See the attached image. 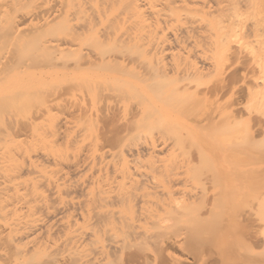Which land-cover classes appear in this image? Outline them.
<instances>
[{
    "label": "bare ground",
    "instance_id": "6f19581e",
    "mask_svg": "<svg viewBox=\"0 0 264 264\" xmlns=\"http://www.w3.org/2000/svg\"><path fill=\"white\" fill-rule=\"evenodd\" d=\"M246 4L243 2L244 6ZM42 7L43 9L40 7L36 11L24 14L21 18L16 16L9 25L13 35L24 39L22 38L24 35L30 38L29 35L32 34L31 38H33L35 35L48 33L54 28L61 27L72 32L71 35L48 38L46 40L47 47L61 44L70 46L68 44H72L75 37H82L99 27L100 34L97 36L101 44H114L115 47L112 46V49L109 50L111 52H103L104 54L96 52L93 47L86 49V52L82 50L85 53L81 51L83 54L80 53V57L75 58V62L77 61L75 66L84 68L85 64H88L86 66L91 69L90 79L94 84L100 83L101 80H107L108 84L112 82L118 85L113 91L108 90L107 94L100 91L101 98L113 96V99L106 104L111 107L110 103L113 102L117 107L123 108L126 114L129 109L133 110L131 114L135 113V116L132 114L135 118L137 114H140V118H137L138 123H135L136 120L133 118V124L130 121V123L127 122L128 124L115 122L116 125H114L113 119L118 116L117 112H114L115 116H110L109 112V116L106 118L107 114L102 117L98 108L94 110L96 102L93 98L99 91L92 94L94 97L91 98L92 103H89L86 100L90 101L91 99L82 96L85 94H82V98H80L76 96V93L72 94L67 91L68 87L57 88L56 86V89L44 93L41 97L38 96L39 99L41 98L40 101L42 100V105L37 106L35 112L24 123L14 121L9 123L10 125L8 124L5 132L0 130V135L4 133L3 135L10 136V138L0 136L3 138H0V264H113L115 262L138 264L141 254L138 257L137 251L128 253L125 251L130 246L134 247L139 240L143 241L144 238L155 236L150 231V224L156 221V215L160 208L157 205L160 203L157 201L155 204L158 199H155L158 197L156 195L159 193H155L157 188L154 191L152 189L157 187L158 179L154 170L151 172L150 169L156 168L153 158L156 159L157 153L161 152L164 147L167 149V141L161 140L159 138L161 136L155 137L151 133L149 137L138 138L139 122L143 121V124L146 122L151 125L155 120L159 121L156 119L157 113H160L163 118L166 117L173 103L171 95L175 87L184 88L185 91L197 95L202 93L201 102L211 96L215 97L214 99L220 97L231 86L236 87L234 84L239 79L247 77L245 71L239 72L240 70L237 68L233 69V72L231 70L222 72L216 82L210 85L206 84L204 89L201 88L200 82H197L195 87L191 85L192 75L195 74L199 77V75L212 71L211 69L217 65L214 56L208 55L209 51H217L224 47L225 54L231 55V49H233L231 38H229L231 32H227L229 31L227 29L233 21H226L227 8L219 0H45ZM246 10L249 11V9ZM24 21H28L26 25L22 24ZM223 22L224 24H222ZM249 29L248 22L245 21L243 31L246 37L250 34ZM223 30H226L227 33ZM181 42L189 44H187V51L194 48V52L189 51L188 54H195V62L191 63L193 57L190 60L189 56L192 55L187 54L188 60L191 61V64H188L189 68L182 65V61L178 60L179 56L176 57L177 60L173 59V62L169 60L171 57L168 58V53H170L167 50L168 47L173 49V45L177 44L174 46L175 50L176 47L182 45ZM117 43H121L125 48L122 45L123 48L116 46ZM184 44L183 46H185ZM191 45L193 48L190 47ZM195 45L199 48L195 49ZM117 47L118 50H115ZM66 48L68 49V47ZM150 48L151 50H149ZM181 48L184 47L181 46ZM224 48L222 49L224 50ZM65 49L62 48V51H66ZM186 49L183 50L186 51ZM205 49H209V51L207 50V52ZM236 50L235 52L238 53V48ZM149 53H151L152 59L148 57ZM65 54L63 53L61 56L62 59L67 57L68 54ZM172 54L176 56L174 52L170 55ZM179 54L181 55V53ZM173 55L172 57H174ZM83 63L84 66H82ZM238 63L244 67L248 66L245 60L243 62L239 60ZM190 65L192 66L190 67ZM182 66L184 67L181 68ZM186 68L190 69L189 72L188 69L186 71ZM185 71L188 74L185 73L182 76ZM186 75L188 77L190 75V78ZM44 79L33 76L15 77L7 83L4 90L0 91V100L17 103L29 98L38 90L43 81H47ZM85 80L81 79L80 82L81 85H85L84 87L90 83L88 78L87 83ZM170 80L176 82L173 89L169 84ZM83 81H85L84 84ZM94 84L90 89L95 91L98 88ZM90 86L88 84L87 87ZM247 89L255 93L258 91ZM236 92L239 93V91ZM236 92L230 93L228 98L232 103ZM86 96L88 97V94ZM225 103L223 105L227 107L228 105ZM108 111L113 113L114 110ZM234 111L232 108L225 110L224 120L230 121L231 117L235 115ZM126 114L122 118V120L125 119V122L128 116ZM84 117L86 121L83 125L81 123L84 121ZM37 118H41L42 122H39ZM118 118L116 117L117 121ZM44 119H48V121ZM101 119L103 123L106 122L103 126L100 125ZM80 121L82 122L80 123ZM87 121L88 123H86ZM128 126L131 129L138 127L135 128L138 132L135 133L134 129V131L128 129ZM129 130L135 133L134 137V133H130ZM258 130L260 131V129ZM253 144L251 146H254ZM155 152L156 156L154 157ZM161 154L163 153L158 155ZM146 155L148 156L145 160H149L144 161L145 164H148L149 169L146 165V167L141 165L142 168L148 169L143 170L140 167V160L142 158L141 164H144L143 157ZM247 159L249 158L247 157ZM244 160L246 161L243 158L242 161ZM178 166L180 167V165ZM174 174L176 176V173ZM231 178L228 180L232 181ZM172 179L173 182L176 180L171 177ZM173 182L171 181V183ZM243 182L250 184L252 182L251 174L246 175ZM259 182L260 185L261 183L264 185V175L259 179ZM235 183L234 179V185ZM167 184V187L171 186L170 183L167 182ZM229 184L232 187V183ZM157 185L159 184L157 183ZM171 188L169 189L171 190ZM168 191L166 190V192ZM163 209L168 211L165 206ZM168 209L170 208L168 207ZM160 210H162V206ZM196 210H200V208ZM179 212L182 214H175L177 216L175 218L182 219L181 216L187 214H183L181 210ZM199 214L201 213L199 212ZM160 217L162 216L160 215ZM199 217L195 218L198 220ZM170 219H172L171 216L163 218L164 221L161 219V222L166 221L167 223ZM233 221L236 220L233 219ZM219 224L223 225V221ZM237 224H240V220ZM241 224V231L246 235L251 234H248L250 236L248 238L251 240H247L245 234L242 236V233L237 232L242 236L240 242L244 245L248 244L250 247L253 244H264L260 237L253 236L250 219L249 221L241 220ZM222 225L218 227L221 228ZM219 230L221 231V229ZM195 232L199 233V231ZM234 233L236 232L234 231ZM197 234L194 236L196 237ZM200 234L202 233H199L198 237ZM240 236L236 238H240ZM226 237L224 239L229 240V236ZM206 239L208 240V238ZM236 240L240 243L239 239ZM169 244L171 243H168V246H170ZM236 246L231 247L232 250L234 249L231 253L221 252L216 253V256H212L214 255L212 254L208 257H199L200 254L203 255L200 251L199 254L197 253L198 258L208 260L211 264H264V259L243 255ZM135 247L139 249L137 245ZM168 252L170 259L161 257L155 264H185L181 261L182 258L174 255L175 253ZM163 257L166 256L163 255ZM148 258H144V263L154 264L156 257H152L154 258L152 263L149 260L151 257ZM201 264L203 263L201 262Z\"/></svg>",
    "mask_w": 264,
    "mask_h": 264
},
{
    "label": "rangeland",
    "instance_id": "374dc122",
    "mask_svg": "<svg viewBox=\"0 0 264 264\" xmlns=\"http://www.w3.org/2000/svg\"><path fill=\"white\" fill-rule=\"evenodd\" d=\"M44 1L45 0H0V91L4 90L8 85L7 83L10 80L14 79L15 77L33 76V77H39L41 79L44 78L47 79V81L44 79L45 81H43L39 85L40 87L38 88V90H36V92H34L32 96L29 98H26L17 103H11L7 100H3V101L0 100L1 132H5L6 131L5 129L11 124V122L13 123L14 121L15 122L17 121L24 123L27 120V118H29L30 115H32L35 112L34 110H36V108H38L39 105L40 106L42 105L41 104L42 100L40 101L41 98L39 99L38 96L41 97L44 93L56 89L55 88L56 86L57 88L63 86L68 87V90L67 88H65L67 91L72 92V94L76 93V96L80 98H82L81 97L82 94H85L82 96H85L86 99L88 98L89 100L95 96L93 98L95 99L96 102V108L94 110H97L98 108V111L102 114V117H104V115L107 114L106 118H108L107 116L109 115L115 116L114 112L118 113V116L116 117L117 118L120 117V118H118L117 121L116 117H114L113 119L114 125H116L115 122L117 124L119 123L126 124L127 122L130 123V121H132L131 124H133L134 122L132 120L133 118L134 120H136L135 123H138L137 118H140L139 116L140 114L137 113L140 112L136 113L138 117L136 115L135 118L134 117L135 113H132L134 114L133 116L131 114L133 110L130 111L129 109L127 116V114L125 113L126 111L119 106L117 107L113 102L110 103V105L112 104L111 107L108 104H106L109 103L108 102L109 100L113 99V96L107 98L105 97L101 98L102 97L100 95L101 93L107 94L106 92H108V90L113 91L114 89L117 88L118 85H115V83L112 82H109L108 84L107 80L105 81L101 80L102 82H104L103 85L101 81L100 83L96 82L94 84L93 81H91L90 79L91 69H89V67L86 66L88 64H85L84 66L83 63L82 66H84V68H78L75 66L77 63V61L75 62V58L85 53L88 49L92 47L98 53L99 52L107 53V51L108 53L111 52L109 50L110 48L112 49V46H114V44L111 45L101 44V42L98 39V36L100 34V30H98L99 27H96L94 30H92L93 32L90 31L85 35H82V37H78V38L75 37V39L73 40L74 42H72V44H68L70 46H66V44L64 45L61 44L62 46L51 45L50 47H47L46 40L48 38L49 39L56 38L58 36H62L66 34L71 35L70 33L72 32L70 31L68 32L67 30L62 29L61 27L54 28L55 30L52 29L48 33L35 35L34 37L32 36L33 38H31L32 34L29 35L30 38L24 35V37H22L24 39H20L21 37L17 38L13 35V32L9 28L10 22H12L16 16L21 18L23 17L24 14L32 11H36L40 7L43 9L42 5H44ZM219 1L227 8L226 13H228V15L226 21H230V22L233 21L231 24L227 23L229 24L228 25L229 28L227 29L229 31L227 32H231V34H229L230 37L229 36L228 37L231 38V44L233 46V49H231L232 53L231 55L228 54L230 56H227V54H225L224 52L225 51L224 47L218 49L219 51L218 50L209 51V49H205L206 51L207 50L209 51V52L207 51L208 55L214 56V58L216 59L217 67L214 66L215 69L213 68L211 69L212 71L199 75V77L196 76L195 74H194L195 77L194 75H192L193 77L191 76V81L193 82L191 85L192 87H195L196 83L200 82L199 84L201 88L204 89L206 87V84L210 85L213 82H216L219 76L222 75V72L224 71L229 72L230 70L233 72L237 68H239L238 69L240 70L239 72L245 71L247 73V77L245 79L244 78L239 79L238 82L234 84L236 85L237 88L231 86V88L226 93H223V95H221L220 97L214 99L215 97L211 96L209 99L201 100V102L200 99L203 95L202 93L197 95L195 93H191L190 91H185L184 88L181 89V87L174 88V86H176V82L174 81L175 79L172 81L170 80L169 84L172 85L171 88L172 89L174 88L173 89L174 91L171 95L173 103L172 106L169 108V112H168L169 114L163 118V116L160 113L156 112L157 113L156 119L159 121L155 120L154 123L151 124L153 126L148 125L150 123L146 124V122L144 123L145 124L144 125L142 123L143 121L139 122L140 123L139 128L135 127L136 125L134 124L135 125L134 127L138 128L139 132L135 128H133L135 131L131 129L133 125L132 126L129 125L131 127L128 126V129H131L135 133L138 132L137 135L139 137L136 135L138 138L142 139L146 136L149 137L150 134L152 133L153 136L155 137L161 136L159 137L161 140L167 141V149H165V147L163 148L164 150L160 149L163 154L158 155L159 153H161L159 152L157 153L156 156V152H155L154 157L156 156V159L155 158L153 159L156 162L153 160L154 161L153 164H156L155 165L156 168L154 169L153 166L152 167L153 169H150L151 172H153L154 170V174H156V177L158 179V180L156 179L157 181L155 180L157 187L153 188L152 190L154 191L157 188L155 193L158 192L159 194L156 193L158 194L156 195L158 197L155 198V196L153 195L154 196L153 198L155 199L158 198L155 201V204L157 201L160 203L159 205H157L160 208L158 207L159 209L156 215L157 216L155 219L156 221L150 224L151 226L150 231H152L153 234H155V236L153 238H149V237L144 238L143 241L141 239V241L139 240L138 243L134 245V247L130 246L128 247V249H126L127 251H125L127 253L131 251H137L138 257L141 254L140 259L138 258L140 260L139 262H137L138 264H141L142 262L143 264H145L144 258H148L149 255H150L149 258L156 257L155 259L157 261L156 260L154 261L153 260L154 258L152 259L148 258L151 263L152 261H154L153 262L154 264L156 262L158 263L161 257L170 259L171 257L169 256L168 251H170V253L172 252V254L175 253L174 254L175 256L182 258L181 261L185 264H191L192 262H193L192 264H201V262L203 264H211L208 260H203V258L201 259L198 258V254L200 251H202L203 255L200 254L199 257L200 256L208 257L211 256L212 254H214L212 256H216L221 252L231 253L232 251H234V249L232 250L231 247H234L235 245H237L236 247L239 249L237 250L242 252L243 255L247 254V255H252L257 259H264L263 243L262 245L253 244L252 246L253 248H252L250 247V245L248 244L244 245V243L240 242L242 236H244L243 234H245L244 232L241 231V226H242L241 220L244 219L248 221L250 219V223L252 226L251 232H253V236L255 235L258 238L260 237V239L264 241V205H262L264 204V198H263L264 185L262 183L260 185L259 182V179L264 175V100H263L264 98V0H246V1L219 0ZM243 2H246L247 4L244 6ZM248 5L249 7H247ZM245 7L246 9H249V11L246 10ZM242 12L244 13V15ZM245 13L247 14V17ZM245 21L248 22V25L250 27L249 29L250 34L247 37L245 36V32L243 31V25ZM27 22L24 21L22 24L26 25ZM222 24H224V22ZM26 31L28 32V30ZM223 31L227 33L226 30ZM181 43H182L181 46L186 49L188 43L185 42H184L185 44L183 42ZM183 44L186 47L183 46ZM117 45L121 47L122 44L117 43L116 46ZM175 45L177 46V44H174L172 47L173 49H170L169 47L167 49L170 52L168 53L169 55L173 52L176 55L174 56L172 54L175 58L172 57V55L170 56L168 55V58L171 57V59L169 58V60L173 62V59L177 60L176 57L179 56L180 59L178 57V60L180 62L182 61L181 62L182 65L184 64V66L186 65V67L189 68L188 64L191 62L190 60L192 59V57L193 60L191 63H193V61L195 62L196 60V58H194L195 54L192 53L188 54L189 51L194 52V48L192 47L193 45L190 46L193 48V50H191L190 48L189 51H187V49L186 51H184L183 50L184 48H181V46L180 47L178 46L179 49L178 47H176V49L174 50ZM64 46L68 47V49ZM120 47L119 49L123 48ZM194 47L196 49V47L198 46L195 45ZM62 48L63 49L66 48L65 49L66 51L64 50L62 51ZM218 48H220V46H218ZM222 48H224V50ZM236 48H238L240 52L238 51V53H236L237 52ZM82 50L85 52H83ZM115 50H118V47L115 48ZM149 50H151V48ZM81 51L83 53H81ZM177 52L181 53V55ZM63 53L68 54V55L65 54L67 57L65 58L63 57L64 59L61 58ZM151 53H149L150 56L148 54L149 58L152 57ZM233 53L235 54L232 55ZM187 54L192 55L189 56L191 57L189 58L190 60H188ZM239 60H241V62L245 60L248 66L244 67L243 65H241L240 63H238ZM174 63L176 62L174 61ZM184 66H182L181 68H183ZM191 66L192 65H190V67ZM188 68H186V71ZM189 70L190 69H188V72ZM186 71L182 73V76L185 75ZM88 72L90 76L88 75ZM189 74L191 75V73ZM190 75L189 77L186 75V77L190 78ZM86 77L88 78V80L90 79L89 80L90 83H87ZM81 79H86L85 80L87 83L86 87H84L85 85H81L80 83ZM187 80L189 81V79ZM85 81H83L82 83L84 84ZM88 84L89 86L90 84L91 86L94 84V86L97 87L99 90L96 89L94 91L90 89L91 86L87 87ZM247 88L249 89L251 88L255 91L256 90L258 91L255 93L254 91L252 90L250 91ZM236 91H239V93ZM232 92H236L233 103L230 99H228L231 95L230 93ZM251 92L254 95L250 94ZM93 93L96 94L93 96L92 95ZM87 94L88 97L86 96ZM260 97L262 98V100H260L261 99ZM229 100H230L229 103L230 105L228 104ZM86 101L92 103V99L90 101L88 100ZM224 102H226L225 105H228L229 108L228 106L225 107L223 105ZM107 108H109L108 110H112V111L114 110L113 113L108 110L106 111ZM230 108L235 110L234 111L235 115L231 117L230 121H228L227 119L224 120L223 113L225 112V110ZM125 114L127 116L126 122L125 119L122 120ZM130 115L132 118L130 117ZM37 119L39 122L42 120L41 118L40 119L37 118ZM44 120L43 122H45ZM83 120H84L83 122L80 121V123L82 122L81 124L83 123L85 124L86 121L85 117L83 118ZM46 121H48V119ZM102 121L103 120L101 119L100 120L101 126H103V124L106 123V122L103 123ZM86 123H88V121ZM258 129H260V131ZM131 130H129L130 133H132ZM135 133L133 137L135 136ZM3 134L4 133H2L0 136L1 137L4 136L3 138L5 137L10 138L9 135L7 136ZM238 141L241 143H239ZM229 142L232 144L230 145ZM247 143L250 145H248ZM251 144H253L254 146H251ZM250 146L251 148H249ZM147 156L148 155L143 157L144 158L143 161L147 159ZM247 157L249 159H247ZM243 158L246 159V161L244 160L245 163L244 161H242ZM145 161L144 164H141L142 162V158H141L140 167L141 165L142 167L147 166V168L149 169L148 164H145ZM178 165H180L182 169ZM147 168H142V169L148 170ZM174 173H176V176ZM250 174L252 176V182L250 184L249 182L244 183L243 179H245L246 175H250ZM171 177L176 178V180L174 181L175 184H173L174 182L173 179L171 180ZM228 177L233 179L232 180L233 182L229 181L228 179L230 178ZM234 179L236 182L235 185H234ZM170 180L173 183H171ZM166 181L170 183L171 186L173 187L171 188L170 185L169 187H167L168 184ZM157 183L159 185H157ZM229 183H232V187ZM169 188H171V190ZM173 188L176 190H174ZM166 190L167 191L169 190L168 191L169 194H167L168 192H166ZM177 190L178 192H176ZM160 191L162 192L164 191V192L161 193ZM204 192L207 196H204L205 195ZM164 194L166 195L164 196ZM192 197L194 198L192 199ZM163 198H165L166 200ZM165 201L169 204L171 202L170 205L172 208L170 207L169 204L167 203L165 204ZM162 202L164 203V205H162L163 204ZM160 205L162 206V210H160L161 209ZM163 206H165L168 211H165L166 209H163ZM167 206L170 209H168ZM199 208L200 210H196ZM179 210H181L183 214L187 213L185 216L184 215L181 216L182 219L175 218L177 217L175 216V214L177 215L182 214L179 212ZM188 212L190 213L188 214ZM199 212L201 214H199ZM192 213L194 215H191ZM160 215L162 217H160ZM170 216L172 219L174 218L177 221H175L174 219L173 220L170 219L167 223L166 221L161 222L163 218H167ZM195 217L197 218L199 217V219L197 220V218ZM200 219L202 220L200 221ZM233 219L236 221H233ZM238 220H240L239 225L237 224ZM221 221H223L224 226L222 224H219L221 223ZM218 224L220 226L222 225V227L219 228L220 226ZM225 225L226 226L228 225L229 227L227 226L228 227L227 228ZM218 228L221 229V231ZM248 229L250 230V228ZM195 231L197 232L199 231V233H202L203 235L200 234L198 237L199 233L197 234ZM234 231L236 233H234ZM237 232L242 233V236H240L241 234L239 233L237 234ZM225 233L227 234L229 233V234L227 235ZM195 234H197L196 237L194 236ZM204 235L206 236V238H208V240L205 238ZM233 235L235 236V238ZM247 235L245 236V238L248 237L250 238L249 235L251 234H249L248 236ZM237 236H240V238L239 237L236 238ZM225 237L228 238L229 240L224 239ZM249 238L247 240H251ZM231 239H233V241H231ZM235 239H239L240 243H238L237 240L235 241ZM154 243H156L157 245H155ZM168 243H171L169 245L172 247L168 246ZM241 243L242 246L244 245L243 247L240 245ZM136 245L139 247V249L135 247ZM246 245H248L249 247ZM155 249L157 250L159 249V250L155 251ZM141 250L143 252H139ZM145 253L147 255H144ZM161 253L166 257H163ZM113 264H119V263L115 262Z\"/></svg>",
    "mask_w": 264,
    "mask_h": 264
}]
</instances>
